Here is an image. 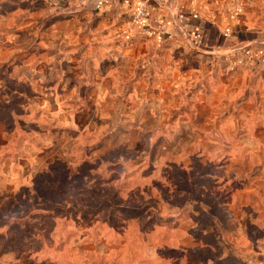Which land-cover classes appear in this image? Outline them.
Instances as JSON below:
<instances>
[{
    "label": "rangeland",
    "instance_id": "obj_1",
    "mask_svg": "<svg viewBox=\"0 0 264 264\" xmlns=\"http://www.w3.org/2000/svg\"><path fill=\"white\" fill-rule=\"evenodd\" d=\"M15 13H0V72L12 73L6 46H33L35 77L43 22ZM2 87L6 106L1 94L15 90ZM31 87L21 107L61 129L38 145L30 138L46 118L7 120L31 145L0 169V264H264V126L227 104L215 117L198 104L173 120L185 104L171 87L115 104L91 93L85 115L64 104L61 84L37 86L42 97Z\"/></svg>",
    "mask_w": 264,
    "mask_h": 264
},
{
    "label": "crops",
    "instance_id": "obj_2",
    "mask_svg": "<svg viewBox=\"0 0 264 264\" xmlns=\"http://www.w3.org/2000/svg\"><path fill=\"white\" fill-rule=\"evenodd\" d=\"M140 2L149 8L150 34L132 18ZM4 8L40 18L46 40L36 47L41 72L35 77L30 74L33 46H6L12 73L0 72V88L15 91L1 95L16 103V111L0 105V169L24 157L30 141L44 145L43 133L61 129L39 109L21 107L34 96L32 85L61 84L68 94L61 96L64 104L84 115L92 109L91 93L101 92L103 101L115 104L154 101L163 97L161 88L171 87L165 92H176L177 101L188 105L173 112V120L188 109L196 111L198 104L209 105L207 116L215 117L227 104L231 116L264 126V0H0V13ZM117 32L125 38H117ZM32 112L46 118V125L30 141L23 126L10 136L7 120Z\"/></svg>",
    "mask_w": 264,
    "mask_h": 264
},
{
    "label": "built area",
    "instance_id": "obj_3",
    "mask_svg": "<svg viewBox=\"0 0 264 264\" xmlns=\"http://www.w3.org/2000/svg\"><path fill=\"white\" fill-rule=\"evenodd\" d=\"M132 18L134 22L141 23L146 26L145 32H147L148 34L151 33L147 28V26L149 25V8L146 4L140 2L135 5L133 8ZM243 49L244 48H238V50L240 51H243Z\"/></svg>",
    "mask_w": 264,
    "mask_h": 264
}]
</instances>
